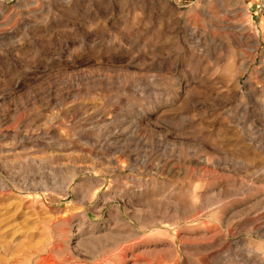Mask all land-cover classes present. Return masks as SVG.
Here are the masks:
<instances>
[{"label":"rangeland","instance_id":"obj_1","mask_svg":"<svg viewBox=\"0 0 264 264\" xmlns=\"http://www.w3.org/2000/svg\"><path fill=\"white\" fill-rule=\"evenodd\" d=\"M0 264H264V0H0Z\"/></svg>","mask_w":264,"mask_h":264}]
</instances>
